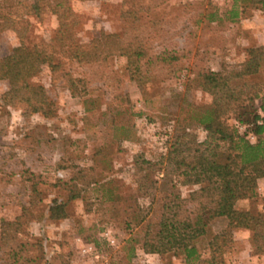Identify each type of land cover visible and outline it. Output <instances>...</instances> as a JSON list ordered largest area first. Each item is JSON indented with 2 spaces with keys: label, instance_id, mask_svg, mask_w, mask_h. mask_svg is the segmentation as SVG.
<instances>
[{
  "label": "rangeland",
  "instance_id": "obj_1",
  "mask_svg": "<svg viewBox=\"0 0 264 264\" xmlns=\"http://www.w3.org/2000/svg\"><path fill=\"white\" fill-rule=\"evenodd\" d=\"M70 6L77 18L73 36L87 49L56 68L44 63L31 77L45 90L47 115L9 103L7 82L0 80V264H185L180 253L142 250L145 227L156 224L172 190L176 172L166 154L182 128L205 139L191 114L211 96L196 74L237 69L249 48H264V13L248 0H73ZM129 9L137 20H123ZM16 10L27 46L53 38L57 21L49 11L37 17L21 5ZM101 34L142 41L143 55L133 62L109 44L96 60L88 45ZM18 45L14 31L0 32V57ZM245 80L262 82L260 75ZM235 112L225 123L255 142ZM149 181H155L152 195L145 194ZM194 189L177 187L184 198ZM59 201L66 202L67 217L50 218L49 207ZM235 209L264 214L263 178ZM226 225L223 217L208 221L192 264H263L251 231L220 235Z\"/></svg>",
  "mask_w": 264,
  "mask_h": 264
},
{
  "label": "trees",
  "instance_id": "obj_2",
  "mask_svg": "<svg viewBox=\"0 0 264 264\" xmlns=\"http://www.w3.org/2000/svg\"><path fill=\"white\" fill-rule=\"evenodd\" d=\"M71 1L30 0L24 5L23 0H0V32L12 30L19 38V45L0 57V80L7 82L4 97L9 103L47 115L45 90L31 83V77L39 72L44 63L56 68L65 59H80L85 54L87 48L82 49L83 45L77 43L73 36L77 18L70 6ZM248 1L264 13V0ZM19 5L37 17L42 10L56 17L57 30L48 43L31 46L24 43L26 26L20 23L17 16L16 7ZM132 10L124 12V21L133 17L134 21L137 20ZM236 16L237 12L233 11L230 18ZM109 44H116L117 51H125L129 58L134 57L133 62L143 55L142 41L125 43L114 34L103 37L101 34L89 43L88 48L93 50L89 54L96 60H102L107 55L103 46L108 47ZM146 46L145 42V54ZM258 75L262 79L260 84H246V78ZM196 79L201 90L211 96L209 105L197 107L191 114V120L206 132V137L198 142L184 128L174 134L166 154L170 171L176 172L170 180L172 190L162 199L161 214L156 224L146 225L142 250L146 254L180 253L185 264H192L199 258L196 240L206 233L208 221L223 217L227 219V227L220 235H229L234 228L250 230L252 246L262 256L264 264V214L235 209L236 201L253 195L257 179H264V48H249L246 59L237 69H202L197 72ZM245 100L248 104L240 105ZM237 105L240 110L235 109ZM232 110L236 111L237 122L249 125L255 142H250L235 127L225 123L224 116ZM142 163H145V169L153 166L147 159ZM154 185L155 181L145 185L146 195H152ZM178 186H195L196 189L184 198L178 192ZM76 195L73 193L70 198ZM65 205L66 202H54L49 207V217L66 218ZM220 235H215L213 239ZM129 253L127 258L134 254L132 248Z\"/></svg>",
  "mask_w": 264,
  "mask_h": 264
}]
</instances>
